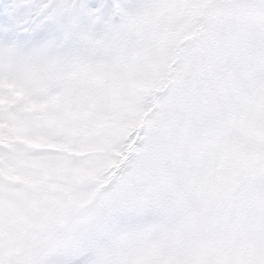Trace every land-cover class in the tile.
I'll list each match as a JSON object with an SVG mask.
<instances>
[{
    "label": "snow or ice",
    "instance_id": "obj_1",
    "mask_svg": "<svg viewBox=\"0 0 264 264\" xmlns=\"http://www.w3.org/2000/svg\"><path fill=\"white\" fill-rule=\"evenodd\" d=\"M0 264H264V0H0Z\"/></svg>",
    "mask_w": 264,
    "mask_h": 264
}]
</instances>
